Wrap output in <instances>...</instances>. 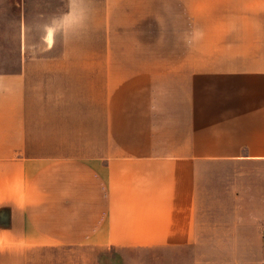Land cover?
Here are the masks:
<instances>
[{"label":"crops","instance_id":"crops-1","mask_svg":"<svg viewBox=\"0 0 264 264\" xmlns=\"http://www.w3.org/2000/svg\"><path fill=\"white\" fill-rule=\"evenodd\" d=\"M257 198L264 0H0V264H264Z\"/></svg>","mask_w":264,"mask_h":264},{"label":"rangeland","instance_id":"rangeland-1","mask_svg":"<svg viewBox=\"0 0 264 264\" xmlns=\"http://www.w3.org/2000/svg\"><path fill=\"white\" fill-rule=\"evenodd\" d=\"M250 168V167H249ZM249 170V169H248ZM250 176L252 175V174H249ZM250 200V199H249ZM257 200L259 201V202H261V201H263L264 199H262V198H257ZM262 203V202H261ZM253 208H254V206H251L249 203H248V212H250V211H253ZM258 211H259V213L258 214H260V211H261V208H258ZM261 215V214H260ZM205 249H206V247H205ZM126 251L127 252H130V253H136V252H139V253H152V252H158L159 250H157V249H140V248H129V249H126ZM166 252H168L169 253V251L167 250Z\"/></svg>","mask_w":264,"mask_h":264},{"label":"clouds","instance_id":"clouds-1","mask_svg":"<svg viewBox=\"0 0 264 264\" xmlns=\"http://www.w3.org/2000/svg\"><path fill=\"white\" fill-rule=\"evenodd\" d=\"M55 31H56V29L54 27H48L47 28V35H46L45 39H46L49 46H51L53 44V35H54Z\"/></svg>","mask_w":264,"mask_h":264}]
</instances>
